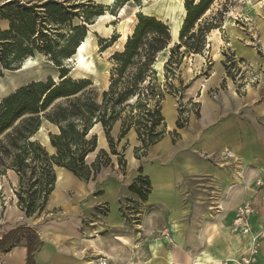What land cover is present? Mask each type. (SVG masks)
I'll return each mask as SVG.
<instances>
[{"label":"trees","instance_id":"16d2710c","mask_svg":"<svg viewBox=\"0 0 264 264\" xmlns=\"http://www.w3.org/2000/svg\"><path fill=\"white\" fill-rule=\"evenodd\" d=\"M213 1L184 0L186 14L178 42L173 44L169 28L163 22L138 15L123 50L110 57L115 66L110 73L109 87L101 95V104H97L92 94L85 93L91 83L85 79L72 81L62 63L75 54L85 39V26L94 24L93 20L104 15L108 6L94 5L91 1L68 5L69 2L56 0L37 3L0 0V21L8 23L6 30H0V78L3 72L18 69L35 54L47 57L59 76L57 84L50 78L44 82H30L0 99V176L8 170L16 175L13 194L17 208L26 218L42 212L54 189V168L65 169L77 179L88 182L94 180L102 168L110 166V158L104 151H99L90 165L85 163L86 156L96 147L95 136L87 139L96 123L102 127L110 156L118 155L110 135L116 123H119L116 144L133 130L140 143L135 153L145 152L163 139L165 126L159 131L156 129L163 122L159 103L164 99L153 65L159 54L168 51V58L162 65L163 78L167 80L168 75H174L185 53H201L207 34L218 29L209 23L197 24ZM78 9L82 13L77 12ZM77 18L82 24L72 26L71 21ZM64 29V33H59ZM102 42L104 49L112 45L106 40ZM164 86V90H169L167 85ZM130 99H134L133 104L127 103ZM58 100H64V103L48 111ZM42 122L54 125L58 130L57 134H49L52 150L49 154L34 139ZM176 128L182 126L176 124ZM134 156L138 159L136 154ZM118 165L124 169L123 157L119 156ZM138 172L141 173V169ZM128 191L146 201L150 193L149 181L139 176ZM21 244L26 248V264H36L34 253L42 243L37 232L28 226L16 227L3 234L0 253H7Z\"/></svg>","mask_w":264,"mask_h":264},{"label":"crops","instance_id":"0c3cea01","mask_svg":"<svg viewBox=\"0 0 264 264\" xmlns=\"http://www.w3.org/2000/svg\"><path fill=\"white\" fill-rule=\"evenodd\" d=\"M92 1L101 6H110L114 0ZM249 7L251 9L248 11L251 15H255V7H251L250 4ZM181 25L176 29L175 39L178 37ZM167 27L170 30V26ZM170 38L172 41L171 32ZM243 52L244 50L242 52L240 50L238 55L243 57ZM247 55L250 60H254L252 53L248 52ZM193 57L195 61L196 57L202 60L199 55H193ZM219 58L220 55H216L214 61H218ZM196 62L201 63V61ZM216 76L217 74L213 73L211 79L205 83L196 81L188 90L185 100L190 96L193 97L197 92L203 96L207 86L212 85ZM229 88L232 89V86L229 85ZM169 110L173 118L170 124L167 123V132L174 125L175 111L170 99L166 98L161 108L165 122L167 121L163 112H169ZM201 114L204 121L206 119L211 121L210 130L203 132L205 137L207 135L209 137L198 139V144L193 151H196L198 156H201L200 153L203 152H211V156H214L213 160L210 159L212 161L219 159L220 155L227 152V165L224 167L208 164L211 165L210 171H207L209 169L204 171L202 165L197 164L201 162L200 157H195V160L189 159L190 162L185 165L181 174H176L171 169V157L175 151H172L173 147L168 138H163L148 149L149 167H147L146 176L151 187L147 196V207L152 209V212L148 216L147 223H154V216L161 215L165 223L170 226L171 235L167 239L168 244L160 243L154 237L151 239L149 234L146 235L147 239L140 240L125 231L126 224L120 213L122 203L125 200L137 198L128 191L138 175L135 174L138 167H135L137 165L131 154L126 157L127 171L125 173L119 171L117 162L111 157L110 166L102 168L94 180L88 182L77 179L65 169L56 168L54 189L45 204L43 214L36 216L35 221L30 223L31 219L23 216L14 207L0 221V231L3 228L8 230L22 224L33 228L42 243L39 250L34 253L36 264H87L93 261L92 257L106 258V253L118 249L125 253L145 250L146 264H230L232 261L230 258L237 253L227 235V228H223L227 224V219L220 216V211L214 218L202 217L203 204L210 202L207 200L203 202V189L198 185L202 184L204 178L210 180L211 193L226 194L223 200L215 201L217 208L229 210L231 205L229 194L234 192L232 190L234 164L243 169L241 171L244 176L251 169L256 175L260 174L259 168L264 166L261 164L260 157L252 153L251 147L264 144V89L253 91L252 95H247L245 92L242 99L237 97L235 99L233 95L227 94L226 100H220L210 106L206 105ZM45 123L49 125L50 134L58 133L57 127ZM93 131L96 133V147L94 152L85 158L88 164L94 161L97 150L108 152V144L100 124H95L88 135H94ZM118 132L119 126L116 124L111 130V137H116ZM129 137L134 145L140 144L134 132H129ZM99 142L101 146L97 145ZM189 155L195 156L192 153ZM16 180L17 177L12 172V186ZM228 183L231 185L227 186ZM262 188L263 186L256 187L251 195L241 202L252 200L255 205L256 212L251 218L254 230L264 222ZM168 219L169 222H167ZM209 226L221 228L214 232L206 228ZM208 230L211 233L209 240ZM239 237L248 247V239L240 235ZM0 264H26L24 244L12 248L7 253H0ZM254 264H264V240L259 246Z\"/></svg>","mask_w":264,"mask_h":264},{"label":"rangeland","instance_id":"374dc122","mask_svg":"<svg viewBox=\"0 0 264 264\" xmlns=\"http://www.w3.org/2000/svg\"><path fill=\"white\" fill-rule=\"evenodd\" d=\"M20 1H31L37 3L45 0ZM56 1L69 2L68 5H78L85 1H91L92 3H94L92 0ZM194 1L196 2V0ZM263 2V0H214L209 6L205 15L201 18L200 21L197 22V24L209 23L213 27H218V29L216 30L212 29L205 37L204 48L199 54L202 60L199 57H196V61H201V63L197 64L192 54L185 53L179 67L174 71V75L172 77L168 75L167 80H164L163 78L162 66L160 68L159 74L153 65V69L158 73L157 83L163 93V99L165 100L166 98H169L172 108L175 111V119L173 122L174 125L169 132L166 131L163 138H168L170 140L173 147L172 151H175L171 157V169L174 170L176 174H181L184 171L185 165L190 162L189 159L195 160V157H200L199 159L201 160V162H197V164L200 166L202 165V169L204 171L209 169L207 170L209 172L211 165L220 168L227 165V152L220 155L219 159H214V161H212L214 156H211V152H203L200 153L201 156H198L196 155V151H193L194 148H196L195 146H197L198 144V139L209 137V135L205 137V133L203 132H208L210 130L211 121L209 119H206L204 121L201 113L204 111V107L206 105L210 106L211 104L213 105L220 100H226L227 94L233 95L235 99L236 97L242 99L245 92L247 93V95H252L253 91L264 89ZM179 4H182L185 15L186 13L184 10V0H114L113 3H111L110 6H108V8L104 11V15L108 14L110 16H113L115 17V20L110 23L107 20L100 22V25L104 28L111 27L112 31L110 36L108 37L102 34V28L101 30L96 28H89L88 26L90 25H87L85 26L86 37L81 42L85 43V47L83 49L84 57L86 59H91L97 71L95 73L80 71L81 76H73L72 73L75 70V63L72 62L73 60H65L63 61L62 65L68 71L67 77L72 81H78L82 79L88 80L91 83V86H89L85 90V93L92 94V98L95 100V102L97 104H101V95L103 92L107 91L109 87L110 73L115 66L114 61H112L110 57L115 52H121L127 41L126 39L124 44L120 43V37L116 34L117 25L125 21V29L128 33V37L132 34V31L137 23L138 15L154 17L155 19L163 22L166 26H169L172 23L171 20H173L174 17L178 18L180 15ZM249 4L251 7H256L257 10L255 15H251V13L248 11L249 9H251L249 7ZM94 5L98 4L94 3ZM121 9L124 10L122 15L120 16L119 14L121 12ZM138 10L140 13H135V11ZM76 11L82 13V10L80 9ZM96 20L97 19L93 20L94 24L92 25H95ZM226 23H230L231 26L233 25L234 27L229 29L225 27ZM81 24L82 21L80 20V18L73 19L71 21L72 26ZM7 28L6 24L0 21V30L3 31ZM65 31L66 29L60 30L59 33H64ZM214 31H216V33ZM211 33L214 35H212ZM102 40L111 42L112 45L109 48L104 49L105 43H103ZM174 42L175 41L171 43ZM176 42H178V37L176 38ZM210 44L211 46L209 47ZM240 50L241 52L244 50L243 57L238 55ZM248 52L252 53L254 57L253 61L249 59L247 55ZM168 55V51L159 54L156 62H162L163 64V62L168 58ZM216 55H220L218 61H214ZM32 59L33 63H31V65H28L29 67L21 72H17V70L21 68L24 62L21 64V66H19L18 69L14 70V72H3L2 77L0 78V99L9 95L17 88L29 84L30 82H44L47 78H50L52 80V83L57 84L59 82H55L53 80L54 78L56 80H59L58 71L51 62V64L49 63V59L47 57L35 54ZM78 71L79 70H76L75 72ZM213 73L217 74L216 79L213 81L212 85L207 86L204 95L202 96L200 92H197L193 97H188L186 101L185 97L191 86L198 80L205 83L206 81L211 79ZM13 82L16 83L15 86H12V84H14ZM164 85H167L169 90H164ZM229 85L232 86V89L229 88ZM201 87L204 88L203 86ZM133 102L134 99H130L127 103L133 104ZM62 103H64V100L56 101L48 109V111H50V109L54 106ZM162 104L163 101L159 103V109L163 122L161 123L160 127L156 129V131H159L163 126H165L166 129L167 123L170 124V120H172L173 118L172 112L169 110V112L167 111L168 116L167 114L165 115V119L167 121L165 122L161 113ZM133 114H136V112L134 111ZM116 124L119 126V123ZM176 124L181 125L182 128L177 129ZM48 127L49 125L44 122L34 139L38 141L41 146L46 149L45 151H47V153L49 154V152H51L52 150L49 147L50 133ZM131 131L133 130H130L129 132ZM93 134V136L96 137L95 131H93ZM116 138L117 135L113 138L115 145L114 150L118 155L110 156L109 148L108 152H105L109 156L110 160L112 157V159L117 162L119 171L125 173L127 171L126 157L131 154L132 158L135 161V165H137L135 167H138L135 170V174H138L136 178L139 176L146 177V179L149 181L146 176V171L148 169L147 167H149L148 149L145 152L138 151L137 153H135V149L140 148V144L134 145L133 140L130 139V137L128 138V134L119 142V144H116ZM97 145L100 146V142ZM251 150L253 151L252 153L254 155L257 154L258 157H260L261 164L264 166V144L257 147H251ZM189 153H192L195 156H190ZM135 154L138 156V159L135 158ZM119 156L121 158L123 157V160L125 161V167L123 170H121L118 165ZM87 165L90 164L87 163ZM233 167L234 182L232 183V185L234 186V188L232 190L234 192L233 194H229V200L231 202L229 210H219L217 208V204H215V201L217 199L219 201L223 200L226 197V194L211 193L212 189L210 188V180L204 178L202 184L198 186H201L203 189V202H206L205 200L210 202L208 204H203L202 217L214 218L219 214L217 212L220 211V216L227 219V224L223 228H227V235L233 242L234 251L238 254H235L233 258H230V260H232L230 264H242L241 260L247 256L249 246L247 247V244H245L243 240L239 239V235L231 230V220H233L232 216L234 213V209L241 202L245 201L248 196L251 195V193L256 189V187H258L256 186L258 181L262 182L260 185L263 186L261 190L264 193V168H259L261 170L260 174L258 175L251 171L253 169H249L250 171L248 172V174L244 176L241 171L243 170L241 169V167H239L236 163ZM138 169H141V173L138 172ZM11 179L12 171L9 170L6 171L3 176H0V221L4 219L7 212L14 209V207L17 208L16 198L13 194V190L17 185V180L15 181L14 186H12ZM230 185L231 183H228L227 186ZM43 210L41 213L31 217L30 223H32V221H35L36 216H41L43 214ZM151 210L147 207V197L146 201H142L138 197L135 200H125L122 203L120 209L121 217L124 219V224H126L125 231L129 235L138 237L140 240L147 239L146 235L149 234L151 239L152 237H154L155 240L160 241V243L168 244L167 239L171 235L170 226L165 223L161 215L154 216V223H147L148 216L152 212ZM21 213L24 216V213ZM167 222H169V219ZM26 225L27 224L18 225L8 230L3 228L0 231V236H2L3 233H6L16 227ZM206 228L215 232L221 227L209 226ZM210 230L207 231V233L209 234V236L207 237L208 240L211 236ZM165 240L166 242H162ZM112 252L105 254L107 264H146L147 262L145 250L137 252L134 251L133 253H125L124 251L118 249L113 250ZM97 258L98 257H92L93 261H87L91 264H96V261L98 260Z\"/></svg>","mask_w":264,"mask_h":264},{"label":"bare ground","instance_id":"6f19581e","mask_svg":"<svg viewBox=\"0 0 264 264\" xmlns=\"http://www.w3.org/2000/svg\"><path fill=\"white\" fill-rule=\"evenodd\" d=\"M107 2H110L111 0H106ZM105 1V2H106ZM199 0H196V2H198ZM255 9V11L257 10L256 9V7L254 8ZM123 10L124 9H121V12H120V16L122 15V13H123ZM179 10H180V15H179V17L178 18H175L174 17V19L173 20H171L172 21V23H171V25H169L170 26V32H171V36H172V41L171 42H173V41H175L176 39H175V35H176V33H177V30L176 29H178V27H179V25H181L180 23H181V21H182V19H183V17H184V11H183V6H182V4H179ZM135 13H140L139 12V10L138 11H135ZM142 13V12H141ZM254 14V13H253ZM104 20H107V21H109V23L110 22H112L113 20H115V17H113V16H110V15H108V14H105V15H102V16H100V17H98L97 18V20H96V23H95V25H90V26H88L89 28H96V29H100L101 30V28H102V34H104L105 36H110V34H111V27H108V28H104L103 26H101L100 25V22L101 21H104ZM100 25V26H99ZM125 25H126V23H125V21L124 22H122V23H120V24H118L117 25V27H116V34L120 37V43L121 44H124V42L126 41V39H127V37H128V33L126 32V29H125ZM225 27H227V28H231L232 26H231V24L230 23H226L225 24ZM215 33H216V31H214ZM213 33V32H212ZM211 33V34H212ZM210 34V35H211ZM212 35H214V34H212ZM208 38V37H207ZM210 39V38H209ZM211 42V41H210ZM172 44V43H171ZM84 47H85V43H81L77 48H76V53H75V55H73L72 57H71V59L69 58V59H66V61H70V60H73L72 62H74L75 63V70L73 71V76H75V75H78V76H81V73H80V71H85V72H89V73H95L96 71H97V69H96V67L94 66V63L91 61V59H86L85 57H84V55H83V49H84ZM31 63H33V59H32V57L31 58H28V59H26L25 61H24V63H23V65L21 66V68L19 69V70H17V72H21V71H23V70H25L27 67H29L28 65H31ZM50 63V62H49ZM69 63V62H68ZM51 64V63H50ZM163 64H162V62H156L155 64H154V68L158 71V73L160 74V68H161V66H162ZM76 70H79L78 72H75ZM14 72V71H13ZM55 82H58L59 80H56L55 78L53 79ZM61 81V80H60ZM14 84H12V86H15L16 85V83L15 82H13ZM54 84H56V83H54ZM202 88V87H201ZM163 114H164V116L167 114V112L166 111H164L163 112ZM167 116H168V114H167ZM97 124V123H96ZM94 127V126H93ZM93 130V129H92ZM100 135V134H99ZM100 138V137H99ZM101 142V141H100ZM101 144V143H100ZM106 144V143H105ZM101 146V145H100ZM104 146V145H103ZM104 148V147H103ZM167 150V149H166ZM59 177V176H58ZM58 180V179H57ZM55 197V196H54ZM54 200V199H53ZM88 264H91V263H88Z\"/></svg>","mask_w":264,"mask_h":264},{"label":"built area","instance_id":"2783aa9c","mask_svg":"<svg viewBox=\"0 0 264 264\" xmlns=\"http://www.w3.org/2000/svg\"><path fill=\"white\" fill-rule=\"evenodd\" d=\"M260 184L261 183L258 182L256 186L259 188V186L261 187ZM255 212V205L252 200L241 203L234 209L231 230L241 237H246L249 241L248 253L247 256L241 260L242 264H254L259 246L264 240V222H262L256 230H254L251 223V218ZM96 264H107V259L101 257L96 261Z\"/></svg>","mask_w":264,"mask_h":264},{"label":"water","instance_id":"95a60500","mask_svg":"<svg viewBox=\"0 0 264 264\" xmlns=\"http://www.w3.org/2000/svg\"><path fill=\"white\" fill-rule=\"evenodd\" d=\"M169 33H170V32H169ZM63 67H64V66H63ZM131 132H133V131H131ZM92 136H93V135H92ZM90 137H91V136L88 135V136H87V139H89ZM99 151H100V150H97L96 153H98ZM85 163H86V160H85ZM86 164H87V163H86Z\"/></svg>","mask_w":264,"mask_h":264}]
</instances>
